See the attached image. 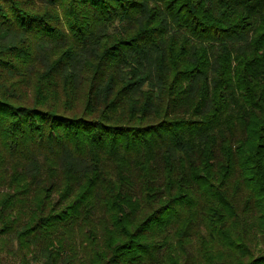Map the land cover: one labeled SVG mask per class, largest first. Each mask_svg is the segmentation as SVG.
I'll return each instance as SVG.
<instances>
[{"label":"trees","instance_id":"trees-1","mask_svg":"<svg viewBox=\"0 0 264 264\" xmlns=\"http://www.w3.org/2000/svg\"><path fill=\"white\" fill-rule=\"evenodd\" d=\"M264 264V0H0V261Z\"/></svg>","mask_w":264,"mask_h":264},{"label":"rangeland","instance_id":"rangeland-1","mask_svg":"<svg viewBox=\"0 0 264 264\" xmlns=\"http://www.w3.org/2000/svg\"><path fill=\"white\" fill-rule=\"evenodd\" d=\"M0 264H13V263L10 260H3V261H0Z\"/></svg>","mask_w":264,"mask_h":264}]
</instances>
